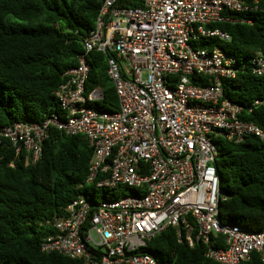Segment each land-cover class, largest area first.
I'll use <instances>...</instances> for the list:
<instances>
[{"label":"built area","instance_id":"obj_1","mask_svg":"<svg viewBox=\"0 0 264 264\" xmlns=\"http://www.w3.org/2000/svg\"><path fill=\"white\" fill-rule=\"evenodd\" d=\"M118 1H101L83 53L62 74L54 92L60 112L0 128V143L7 140L30 163L41 157L50 128L83 135L92 149L85 183L108 196L78 193L64 215L49 222L52 232L41 250L85 264H163L148 242L171 227L188 247L206 245L204 256L218 264H242L253 253L264 264V229L219 218L225 194L215 144L218 137L238 143L250 135L264 141V131L240 117L264 98L238 104L221 87L243 70L264 75V56L241 60L212 45L230 40L212 25L241 22L232 14L255 11L260 0ZM91 51L106 55L116 111L99 110L94 103L102 90L86 87ZM191 76L206 82L195 85ZM217 237L224 247H213Z\"/></svg>","mask_w":264,"mask_h":264},{"label":"trees","instance_id":"obj_2","mask_svg":"<svg viewBox=\"0 0 264 264\" xmlns=\"http://www.w3.org/2000/svg\"><path fill=\"white\" fill-rule=\"evenodd\" d=\"M102 0H0V128L17 120H40L44 114L59 113L54 96L64 71L77 64L82 42L95 25ZM119 6H134L130 0ZM236 23H218L230 35L228 42L213 41L243 60L264 56V0L255 11L233 13ZM202 46L201 44H199ZM90 72L86 87L100 88L102 99L94 103L101 111L118 109L114 87L107 76L106 55H87ZM195 85L198 81L191 76ZM224 97L238 104L264 98V75L248 70L233 79L221 80ZM240 117L264 131V104ZM216 171L224 192L218 214L222 223L231 222L250 231L264 229V141L245 136L234 143L215 140ZM92 149L83 135H66L50 128L36 163L5 139L0 143V264H85L59 253L41 250L52 232L49 222L64 215L65 207L80 192L91 195L85 183ZM12 163L13 166L9 164ZM103 198H107L103 192ZM114 196V195H113ZM215 248L224 247L221 237L211 239ZM206 245L193 248L179 242L168 227L148 242L147 250L163 264H218L204 256ZM242 264H261L253 253Z\"/></svg>","mask_w":264,"mask_h":264},{"label":"rangeland","instance_id":"obj_3","mask_svg":"<svg viewBox=\"0 0 264 264\" xmlns=\"http://www.w3.org/2000/svg\"><path fill=\"white\" fill-rule=\"evenodd\" d=\"M239 59L242 60V58H240V57H239ZM89 191L91 194L95 193L96 199H102L103 192L101 189H96L95 191H93V189L89 188ZM123 193H125V191H123Z\"/></svg>","mask_w":264,"mask_h":264}]
</instances>
